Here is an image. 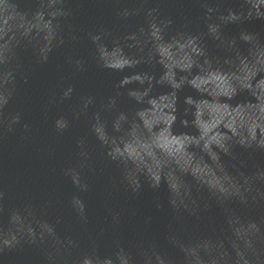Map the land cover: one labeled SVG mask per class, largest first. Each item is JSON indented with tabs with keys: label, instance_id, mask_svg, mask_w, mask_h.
<instances>
[{
	"label": "clouds",
	"instance_id": "clouds-1",
	"mask_svg": "<svg viewBox=\"0 0 264 264\" xmlns=\"http://www.w3.org/2000/svg\"><path fill=\"white\" fill-rule=\"evenodd\" d=\"M114 3L118 20L128 21L142 15L144 23L121 36L113 35L105 26L80 34L69 23L73 16L70 0H33L31 8L21 7V0H7L3 5L5 17L20 12L46 22L31 33L24 29L13 33L0 27V33H6L0 35V134L6 136L17 126L24 132L30 130L22 111H9L21 82L28 83L20 52L30 50L35 65H46L57 49L90 42V57L99 68L125 75L106 99L98 103L94 96L81 94L69 103L66 112H58L51 118L57 136L69 133L81 120L88 124L85 133L74 137L71 161L62 170L75 189L69 207L82 225L89 223L84 197L92 189L90 177L98 172L99 154L117 170L114 185L128 200L138 198L145 186L153 190L166 187L171 219L164 233L165 244L156 240L128 244L116 238L109 251L101 252L98 239L93 238L85 249L78 239L59 232L60 220L45 219L32 205L5 209L6 193L0 191V214L7 213V223L0 225V257L31 245L42 251L45 264H264V159L257 162L258 157L264 158V127L259 123L249 127L245 123L223 142L209 144L202 138L201 125L197 122L208 117L202 112L194 115L198 109L192 103L204 99L205 93L193 80L205 66L218 67L238 57L240 44H264V35L244 27L235 35L225 32L228 25H243L253 20L264 22V9L254 13L250 0H240L238 9H221L212 0H198L203 9L200 17L203 27L193 32L187 24L173 30L174 20L161 16L156 0H114ZM137 34L147 37V45L137 48L129 44L123 58L113 62L109 53ZM245 35L248 40L242 39ZM173 40L183 45L181 50L189 58L187 67L174 65L169 69L159 56V47ZM209 42L215 52L209 49ZM172 50H176V45ZM65 63L70 75L57 80L55 89L47 96L48 109L73 101L76 89L70 81L88 69V58L76 52L66 55ZM141 65H159L161 72L157 76L152 71L137 70ZM226 79L224 75L212 78L220 88L215 97L217 102L225 95ZM161 87L167 88L173 99L169 110L173 123L180 121L196 130L190 134L188 143L181 146L182 153L162 145L157 139L159 128L154 126L149 130L139 116L147 107V100ZM185 88H191L195 95H185L181 100ZM121 97L132 102V110H120ZM235 98V91L227 96L228 100ZM211 153L215 155L210 159ZM185 156L191 157V164L185 163ZM197 161L214 167L215 181L201 175L195 166ZM164 207V203L155 201L157 210ZM106 212L111 227L118 229L125 212L114 206L106 207ZM128 215L134 217L135 210L129 209ZM151 222V216L145 217V225ZM105 232L101 228L99 236Z\"/></svg>",
	"mask_w": 264,
	"mask_h": 264
}]
</instances>
